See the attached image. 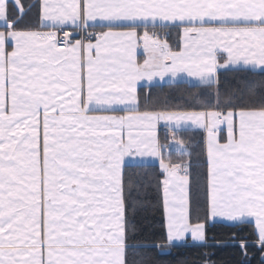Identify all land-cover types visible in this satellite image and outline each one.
Segmentation results:
<instances>
[{
	"label": "snow or ice",
	"instance_id": "6c2138e0",
	"mask_svg": "<svg viewBox=\"0 0 264 264\" xmlns=\"http://www.w3.org/2000/svg\"><path fill=\"white\" fill-rule=\"evenodd\" d=\"M153 158L168 245L250 228L264 264V0H0V264H133Z\"/></svg>",
	"mask_w": 264,
	"mask_h": 264
},
{
	"label": "trees",
	"instance_id": "16d2710c",
	"mask_svg": "<svg viewBox=\"0 0 264 264\" xmlns=\"http://www.w3.org/2000/svg\"><path fill=\"white\" fill-rule=\"evenodd\" d=\"M170 41L176 47L178 40L175 31L171 33ZM243 76L245 73L222 71L220 79L226 86L236 87L237 85L243 86L240 84ZM253 79L259 81L261 78L254 77ZM143 90L144 92L150 91L154 97L158 96L162 104L166 102L173 109L182 107L189 98V86L186 84L152 86L143 88ZM159 137L161 144L166 145V139L160 134ZM198 139L199 136L194 133L184 134L185 142L193 146H195V140ZM164 151L166 156L171 152L173 159L177 158L178 154L175 149L164 148ZM158 170L157 165L127 169L133 180L144 185L139 193L143 203L138 207L137 213L141 230L137 243L142 247L130 252L129 259L133 261V264H205V262L207 264H259L260 254L255 247H250L248 257H245L239 246L241 238L251 241L250 228L247 231H241L239 228L217 223L208 227L207 243L203 246H194L189 242L180 246L168 245L163 239L159 226L161 217L155 207L154 185L155 174ZM165 250L168 253L162 252Z\"/></svg>",
	"mask_w": 264,
	"mask_h": 264
},
{
	"label": "crops",
	"instance_id": "0c3cea01",
	"mask_svg": "<svg viewBox=\"0 0 264 264\" xmlns=\"http://www.w3.org/2000/svg\"><path fill=\"white\" fill-rule=\"evenodd\" d=\"M174 48H175V47H174ZM186 81H187V78H185V82H183V83H181V84H186V85H187V82H186ZM141 84H142L143 88H146V87H152V86H162V85H175L174 82H171V81H170V78H169V77H165V79H164L163 81H160L159 78H157L155 81L151 82L150 85H149V82H146V81L141 82ZM161 128H165L163 122H161V124L158 126V135H159V130H160ZM164 152H165V151H164ZM148 165H157V166H158V160H155V159L153 158V161L150 162ZM158 168H159V166H158ZM223 224H224V223H223ZM188 242L193 244V242H192L190 239H189Z\"/></svg>",
	"mask_w": 264,
	"mask_h": 264
},
{
	"label": "built area",
	"instance_id": "2783aa9c",
	"mask_svg": "<svg viewBox=\"0 0 264 264\" xmlns=\"http://www.w3.org/2000/svg\"><path fill=\"white\" fill-rule=\"evenodd\" d=\"M161 132H162V134H164L165 136H169V135H170L169 133H167L166 129H162ZM168 145H171V141H170V139H169V143H168Z\"/></svg>",
	"mask_w": 264,
	"mask_h": 264
},
{
	"label": "rangeland",
	"instance_id": "374dc122",
	"mask_svg": "<svg viewBox=\"0 0 264 264\" xmlns=\"http://www.w3.org/2000/svg\"><path fill=\"white\" fill-rule=\"evenodd\" d=\"M161 134H162V133H161ZM162 135H164V134H162ZM171 146H173V147H171V149L174 150V149H175V146L172 145V143H171Z\"/></svg>",
	"mask_w": 264,
	"mask_h": 264
},
{
	"label": "water",
	"instance_id": "95a60500",
	"mask_svg": "<svg viewBox=\"0 0 264 264\" xmlns=\"http://www.w3.org/2000/svg\"><path fill=\"white\" fill-rule=\"evenodd\" d=\"M162 252H164V253H168V251H167V250H165V251H162Z\"/></svg>",
	"mask_w": 264,
	"mask_h": 264
}]
</instances>
